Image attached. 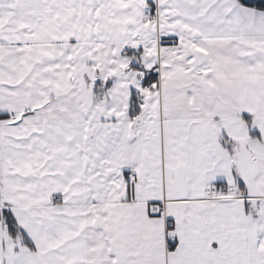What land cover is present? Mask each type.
Wrapping results in <instances>:
<instances>
[{
	"label": "snow or ice",
	"instance_id": "obj_1",
	"mask_svg": "<svg viewBox=\"0 0 264 264\" xmlns=\"http://www.w3.org/2000/svg\"><path fill=\"white\" fill-rule=\"evenodd\" d=\"M0 264H264V0H0Z\"/></svg>",
	"mask_w": 264,
	"mask_h": 264
}]
</instances>
